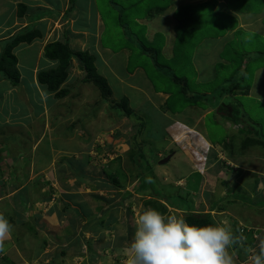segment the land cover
I'll use <instances>...</instances> for the list:
<instances>
[{
    "label": "rangeland",
    "instance_id": "1",
    "mask_svg": "<svg viewBox=\"0 0 264 264\" xmlns=\"http://www.w3.org/2000/svg\"><path fill=\"white\" fill-rule=\"evenodd\" d=\"M51 1L52 3L56 2V0ZM222 1L226 4H220L219 0H72V10L69 12L67 8L63 12L65 14L63 20L67 19L66 21H69L68 19L72 18L79 29L86 30L85 47L87 49L84 47V50H87L89 54L95 57L97 71L105 73L112 101L115 102L126 98L130 99V102L133 103L139 97L141 90H148L150 91V97L153 99V104L156 105L148 107L153 111L154 117L147 119L142 117L140 120L124 115L123 117H118V109L116 107H109V104L103 103V101H98L96 104L92 102L91 104L94 103L93 105L84 108L88 122L91 125L89 126L90 128L97 126L98 129H104L102 125L100 126V123L99 125L97 124L98 117H96L102 107L101 105L104 104L105 109H103L107 110L106 112H110L114 117L116 115L117 119L113 122L116 123L117 129L112 133L115 140L109 135L111 144L114 143L115 147L121 148L125 143L129 146L131 153L125 157L124 163L121 162V159L116 163H109L110 165L108 162L103 163L105 164L104 167L109 165L118 170V182H120L119 184L121 185L119 186L122 188H120L121 190H117L116 193L119 199L122 196L125 198V201L119 206L121 209L117 212L118 221L112 222L114 220L107 217L104 220H97L96 222L99 223L98 227L100 228L99 234L85 236V240L79 242V244L84 243L85 247L81 245L80 249L83 251L81 252V256L78 255V259H72L75 256L71 257V255H68L71 252L66 253V255L63 252V262L66 261L65 264H126L124 253L107 252L105 247L109 245L111 240L115 241L113 245L116 246L123 243L129 244L134 236H132V231L135 232V221L138 214L145 209L154 208V205L143 202L147 197H143L142 199L138 197L139 202L136 197L134 199L130 198L127 201V191H124V188L132 185L135 175L138 176L137 184L140 186H156L161 181L156 178L155 168L157 167L162 169V167L166 166V170L170 172V175H187L191 164H193L192 162L198 159L192 160V157H190L188 160L184 153L180 151V148L190 154L191 152L201 154V150H203L199 147L197 149L193 147V150L190 151L192 146L190 145L189 147L182 143L179 145L177 143L174 146H170L169 150L168 148L165 150L164 147L168 143V140L163 137L166 135L165 129L169 122L168 119L191 121L197 116L202 117L199 129L202 130V133L205 132L206 138L210 142L219 144L220 146L227 141L225 143L227 149L233 150V153L240 156L246 155V150H250L249 148L242 149V144L237 145L240 141H243L241 135L244 136L246 132H249L247 135L254 137L253 130H251L253 128L257 133L264 136V31L253 28L243 29V27L239 29L242 21H247V19L248 21H255L256 18H259L264 13V0ZM61 8V5L52 7L50 15L53 19H56L58 14L61 13ZM158 10L160 12H157ZM228 10L233 11V14L229 13ZM259 20L260 23L264 24V18L260 17ZM59 25L61 29H64L63 36L66 30L73 34L77 32L68 26L61 25V23ZM173 26L177 33V40L179 38L181 44L179 46L180 49L176 47L175 56L171 54V48L162 43L167 35L165 28L168 30L172 29ZM160 29H162L161 32H159ZM156 32H159L158 35L149 40V36ZM67 39L69 46L71 43L72 47L74 45L76 48L83 49L81 47L82 41L81 44L80 41H73L71 35H68V33ZM33 49L35 50L36 48L34 47ZM24 54V50L18 54L20 59L19 74L22 77L20 78L19 85L15 88L19 90L29 85V75L32 72L30 63H34L38 70L55 68L54 62L43 57L34 60L36 52L33 50H30L32 58L30 63ZM119 78H121V81ZM174 78L184 80L186 84L184 82L179 83ZM79 85L75 86L73 90L79 89ZM239 87L241 90H238ZM245 90H247V94L243 95L241 92ZM2 91L3 88L0 87V95L3 96V101H6L5 103L11 111L14 108V104L8 103L11 102L10 99L5 98L10 93H2ZM250 92L251 94H249ZM18 95L21 97L20 91L14 94L17 101L21 99ZM51 99L54 102L52 96ZM32 102L34 103L33 106L28 109L26 108L31 114L30 117L39 109L35 98L32 99ZM79 102L81 101L77 103ZM221 102H226V105L229 107L240 105L241 109L239 111L238 109L236 110L239 113L244 112L246 119H242L240 114L238 115V120L235 118L232 120L218 117V113H225V109L222 110V105H220ZM191 105H196L199 111L191 109ZM214 106L216 107L211 110ZM219 108H221V111ZM60 109L61 111L64 110L62 107L59 108L57 103H53L49 111L50 113H55L60 111ZM133 113L136 114L138 111L134 110ZM248 118L252 122H249ZM137 123L141 128H139ZM9 127L0 128V137L3 138L0 141V152L2 151L4 154L7 152L6 154H9L8 158L6 157L7 159L3 157L2 153L0 154V158H3V161L6 163L10 162L8 160L10 159L9 150L12 153L14 150L16 159L18 155L27 154L28 156L25 160L31 158V156L34 159H38L39 152H46L43 144H41L38 151L30 152L29 146L26 144L25 147L20 142L12 143L11 145L13 146L11 147L10 145L11 148L7 149L8 143L11 142L9 140L12 134L10 131H13L8 129ZM52 127L55 140L64 136L65 126L55 116L52 117ZM236 131L239 133L243 132L235 134ZM21 134L23 138L26 135L24 132ZM116 134H119L117 138H115ZM38 135V133L35 134V139H37ZM232 136L233 138H231ZM234 138L240 141L236 144ZM230 139H232L231 142H229ZM62 143V141L54 142L55 145ZM162 149L165 152H162ZM137 151H141L140 153L143 154L142 158L136 156L138 154ZM157 151H161V154L163 153L162 159L157 160L156 155L160 153L158 152L157 154ZM216 157H218L217 160L220 162L223 159L219 155ZM129 158L133 160V164L129 162ZM204 159L207 160L201 156L199 158L200 161L195 162L201 167L205 163ZM242 159L244 158L242 157ZM58 161H63V159H57L56 164ZM160 161H164V164L159 165ZM257 162L260 163L253 168V171L256 174L262 175V183H259L251 192L243 187L240 188L239 192L236 191L239 194L238 199H243L241 204L246 207H264V157L259 158ZM222 163L224 165L221 168H224L225 172L228 171V168L230 172L235 168L234 165L232 168L230 165H226V160L222 161ZM134 164L139 173L128 172L133 169L136 170ZM240 165L243 168L252 169L250 166H247L248 164L241 163ZM63 167L60 165V168ZM74 168L76 170V166ZM176 171L178 173H175ZM58 174L60 173L57 172ZM60 176L61 174L56 179ZM81 178L88 177L82 176ZM189 178L194 179L192 176H189ZM223 178L227 179L225 183L230 187L234 178L233 173L230 175L226 174ZM0 180H2V177H0ZM249 180L244 179L241 183H247ZM167 186L169 185L167 184ZM206 186L212 188L209 183H206ZM220 186L222 187V185ZM1 191L3 190L0 189ZM24 195L29 196V188L19 194L17 200H22ZM196 196L194 200L197 208L196 211L202 210V212H207L209 208L207 201H203L200 193L196 194ZM250 196L252 197L250 198ZM85 199L88 200L89 204L94 201L93 199L90 200V197H85ZM227 202H232V200H228ZM227 202L226 208H224L225 211L220 212L222 216L235 213L236 207H233L234 204H228ZM93 205L96 206V202ZM129 211L133 215L130 218L127 217ZM183 213V208H180V210L172 214L183 215ZM113 214L115 215L114 211ZM122 214L124 215L121 218ZM217 215L216 212L213 213V217ZM72 216L74 217V214ZM17 219L13 218L9 222L14 226V224H17ZM27 221L30 225L35 224L31 218ZM18 226L23 232L24 228L20 225ZM109 228L113 229L109 230ZM125 233L128 236H125ZM64 235L67 237V242L61 246L56 244L53 238L46 239L52 241L54 246L57 247L58 245L63 251L68 250L69 247V251H74L76 248L74 246L76 236L73 238L69 234ZM29 238L31 241H34L31 237ZM245 249L239 248L245 254V257H247L248 253ZM53 256L56 258L58 254L55 253L54 255L53 253ZM91 257H93L94 261L87 263L88 258L91 260ZM56 259L59 261V256ZM0 263L3 264V262Z\"/></svg>",
    "mask_w": 264,
    "mask_h": 264
},
{
    "label": "crops",
    "instance_id": "2",
    "mask_svg": "<svg viewBox=\"0 0 264 264\" xmlns=\"http://www.w3.org/2000/svg\"><path fill=\"white\" fill-rule=\"evenodd\" d=\"M219 2L220 4H226L223 3L222 0H219ZM53 3L54 5H52ZM53 3L51 0H0V43L27 28H34L40 33V37L34 39L30 44L21 43L12 51L16 57L19 83L22 75L19 74L20 59L18 54L24 50L25 58L29 63L32 59L30 50L36 52L34 60H38L40 57L45 58L43 55L44 45L52 41L63 40L64 29L60 28V23L65 27L68 26L70 29L77 31L73 34L66 30V33L71 35L73 41H80V44L82 41L81 47H83V49L76 48L74 45L72 47L71 43L70 46L76 50H84L85 37L87 35V32H85L86 30L79 29L72 18H69V21H66L67 19L63 20V12L68 8L69 0H56V2ZM57 5L62 6L60 10L61 13L58 14L56 19H53L50 13L52 12V7L54 8ZM174 9H176V7H174ZM157 12H160V10ZM228 12L233 14L231 10H228ZM260 17L264 18V13H262ZM259 18H256L255 21H248V19L247 21H242L239 25V29L243 27V29L253 28L264 31V24L260 23ZM165 30L167 35L162 43L171 48V54L175 56L176 47L179 48V46H181L179 38L177 40L176 30L174 26L172 29L167 30L165 28ZM161 31L162 29H160L159 32ZM158 33H152L149 36V40H151L152 37H156ZM60 36L61 38H59ZM94 44L96 45L95 42ZM34 47L36 48L35 50L33 49ZM85 48L87 49V47ZM182 53L184 56V51ZM51 62H54L56 66L55 61ZM96 64L97 63H95V66ZM30 65L32 72L29 75L28 87L19 90L11 86L8 81L0 80V87L3 88L2 93H10V95L5 98L10 99L11 102L8 103L14 104V108L10 111L8 105L5 103L6 101H3V96L0 95V128L10 126L8 129L13 130L10 131L12 133L10 135L11 137H9L11 142L8 143L7 149L13 146L11 145L12 143L20 142L21 145L25 147L27 144L30 152L38 151L41 144H43L46 152H39L38 159H34L31 156V158L25 160L28 156L27 154L18 155L16 159L14 150L13 153L9 150V163H6L3 161V158H0V177H2V180H0V189L3 190L0 192V213L5 215L9 221H12L13 218H18L16 221L17 224L13 226L12 238L6 241V251L0 253V262H3V264L7 262L13 264H65L66 261L63 262V252L65 255L71 252V254L68 255H71V257L75 256L72 259H78V255L81 256V252L83 251L80 249L81 245L85 247L84 243L79 244V242L85 240V236L99 234L100 228L98 227L99 223L96 222L97 220H104L107 217L108 219L114 220L112 222L118 221L117 212L121 209L119 206L125 201V198L122 196L119 199L116 193L117 190H121L120 188L122 187L119 186L121 184L115 187L109 180L111 177L118 181L119 177V175H117L118 170L109 166V163H116L120 159L121 162L124 163L125 157L131 153V150L125 143L121 148L118 146L115 147L114 143L111 144L109 135L113 138L112 133L117 129L116 123L113 122L117 119V116L115 115L114 117L110 112H106L107 110H104V104L101 105L102 107L96 116L98 117L97 124L99 125L100 123V126L102 125L104 129H98L97 126L93 128L89 127L91 125L88 122V117H86L84 108L90 107V105L96 104L98 101L102 102V100L98 90L92 84L81 82L84 78V72L81 71V67L76 60L73 59L71 61L68 76L61 86L68 90V94L59 99L54 98V93L48 92L44 86L37 83V73L45 70L36 69L34 63H30ZM97 73L106 80L105 73L101 71H97ZM119 79L121 81V78ZM73 84H75L74 87ZM78 85L79 89L73 90V88ZM18 91L21 93V97L18 95L19 98H21L19 101L14 97V94L18 93ZM242 94L245 95V93ZM249 94H251V92ZM51 96L54 98V102H52ZM34 98L37 100V107L39 106V109L30 117L31 114L27 109L33 106L34 103L32 99ZM126 100L128 109L131 111L128 117H132L133 119L137 118L138 120L142 117L146 119L154 117L153 111L148 108L149 106H156L152 102L153 99L150 97V91L141 90L139 97H137L133 103L130 102V99ZM78 101L81 102L77 103ZM92 102L94 103L91 104ZM53 103H57L58 107H62L64 110L61 111L60 109L58 112L50 113L49 109L52 108ZM220 105H222V107H227L226 102H221ZM215 107L216 106L211 108V110ZM190 108L197 110V112L199 111L197 106L191 105ZM77 110H79V112H77ZM134 110H137L138 113L134 114ZM217 115L224 119H230L227 113H218ZM53 116L57 117L61 121V124L65 126L64 136L58 140H55L53 135ZM201 119L202 117L199 116L192 119L193 121L168 119L169 122L165 129L166 135L163 137L164 139L167 138L168 143H166L164 149L166 150L168 148L169 150L170 146H174L177 143L178 145L182 143L189 147L191 145L190 151L193 150V147L195 149L199 147L203 149L201 150V154H196L195 152H191V154L189 152L186 153V151L181 148L180 151L184 153L187 159L192 157V160L197 158V161H200L199 158L202 156L207 160L204 159L205 163H203L201 167L197 165L196 160V162L194 161L195 163L192 162L193 164L189 161L191 166L187 175H170V172L166 170V166L162 167L163 170L158 167L155 168V174L157 176L159 175L158 177L156 176V178L162 181L157 183L156 188L161 190L163 194L180 197L190 203L191 212L195 213L202 212V210L196 211L197 208L194 201L195 197H197L196 194L198 195L200 193L203 201H207L208 204L212 201L218 202L221 200L217 203L218 206H225L228 200H232L233 202L232 197L236 196L233 205V207H236L234 214L222 216L220 215L221 211H219L218 213L216 212L218 215L213 218L220 224L227 221V226H230L232 232L237 228L246 229L245 232H249V230H254L256 232L251 242H248L247 236L240 237L239 234L236 235L238 238H241V243L236 249L240 258V264H247L248 256L245 257V254H243L239 248L247 249L249 247H256L258 241L264 239V207L256 208L255 206L253 208L252 206L246 207L242 205L241 201L243 199H238L239 194H237L236 191L239 192L241 190L240 188L243 187L251 192L259 183H262V175L254 173L253 168L260 163L257 162V160L259 161V158L261 159L264 157V151L255 147H248L250 150H246V155L240 156L235 153L230 154L229 150L231 149H227L225 144L227 141L220 146L219 144L210 142L206 138L205 132H201L202 130L199 129ZM248 121L252 122L251 119H248ZM139 128H141L140 125ZM22 132L26 134L24 138L22 137ZM36 133L39 134L37 139H35ZM240 133L236 131L235 134ZM137 134L139 135V133ZM118 135L119 134H116L115 138H117ZM241 137H243V135H241ZM231 138H233V136ZM2 139L3 138L0 137V141ZM113 140L115 139L113 138ZM231 140L232 139H230L229 142H231ZM55 141H62L63 143L55 145ZM239 141V139L234 138L236 144ZM239 143L237 145H239ZM164 149H162V152H165ZM137 152L140 155L137 154L136 156L142 158L143 154L140 153L141 151ZM158 152L160 153L158 154ZM1 153L4 158L9 156V154H6L7 152L4 154L1 151L0 154ZM157 154V160L163 158V153L161 154V151H157ZM217 155L223 158L222 161L226 160V165H230L231 168L234 165L235 168H233V171L230 172L228 168V171L225 172L224 168H221L222 161L220 162L217 160ZM230 155L232 157H229ZM242 157L244 159H242ZM57 159H63V161H58L56 164ZM105 162L109 164L106 167H104L105 164H103ZM129 162L131 163L132 160L130 159ZM241 163L245 165L248 164L247 166H250L252 169H247V167L243 168V166L240 165ZM131 164H133V162ZM161 164H164V161H160L159 165ZM60 165L64 167L60 168ZM74 166H76V170ZM106 170L109 172L108 177L104 174ZM177 171L175 173H178ZM57 172L61 174L58 179H56V177L60 174L57 175ZM128 172L139 173L137 167L136 170L133 169ZM231 173H233L234 178L232 185L229 187V185L225 183L227 179L223 177ZM82 176L88 178H81ZM189 176L194 177V179H190ZM244 179L250 180L243 184L241 181ZM6 181H8V183H6ZM166 181L167 183H165ZM137 183L138 177L135 175L132 185L124 188V191H127V201H129L130 198L134 199V197H136L139 202V198L142 199L143 197H147L143 201L146 204V202H149V199H151V186H147L146 191H139L141 186ZM206 183H209L212 188L206 186ZM167 184L169 186H167ZM220 185H222V187ZM28 188L29 196L24 195L23 199L18 201L19 194ZM257 193L260 194L259 192ZM85 197H90V200L93 199L94 201L89 204ZM251 197L252 196H250V198ZM156 201L159 202L158 200ZM95 202L96 206L93 205ZM224 208H226V206ZM179 209L180 208L177 207L174 209L168 208V213L172 214ZM73 214L74 217L72 216ZM123 215L124 214H122L121 218ZM132 216L133 215L130 214L129 211L127 217L130 218ZM30 218L35 222L34 225L28 223L27 220H30ZM18 225L24 228L23 232L19 229ZM111 229L113 228H109V230ZM45 231L46 233H44ZM133 232L134 231H132V236L134 235ZM64 234H69L73 238L76 236L74 241V246L76 248L74 251H69L70 247L68 250L64 251L60 249L59 246L67 242V237ZM124 235L128 236L127 233ZM107 236L110 237L109 234H107ZM111 236L113 237V235ZM29 237L34 239V241H31ZM46 238H53L55 243L59 246H54L53 242ZM25 239L27 240L25 241ZM113 242L115 241L111 240L109 245L105 247L106 251L124 253V249L128 246V243L116 246L113 245ZM53 253L54 255L55 253L58 254L59 261L56 259L58 256L55 258ZM91 258V260L88 258L87 263L94 261L93 257Z\"/></svg>",
    "mask_w": 264,
    "mask_h": 264
},
{
    "label": "clouds",
    "instance_id": "3",
    "mask_svg": "<svg viewBox=\"0 0 264 264\" xmlns=\"http://www.w3.org/2000/svg\"><path fill=\"white\" fill-rule=\"evenodd\" d=\"M223 224L192 225L182 214L148 208L138 214L132 240L124 249L126 264H240L241 238ZM13 224L0 213V253L12 238ZM247 264H264V239L245 249Z\"/></svg>",
    "mask_w": 264,
    "mask_h": 264
},
{
    "label": "trees",
    "instance_id": "4",
    "mask_svg": "<svg viewBox=\"0 0 264 264\" xmlns=\"http://www.w3.org/2000/svg\"><path fill=\"white\" fill-rule=\"evenodd\" d=\"M69 5L71 6L68 7L67 11L70 12L73 6L72 0H69ZM63 16L65 17V14ZM64 36L65 37L62 41L56 40L44 45V57L50 61H55L56 66L53 69L39 71L36 75L37 83L44 86L48 92L54 93L53 96L56 99L65 97L68 94V90L61 86L68 76L71 61L74 59L79 63L81 71L84 72V78L81 82L92 84L98 90L103 102H107L109 104V107H116L118 109V117H123V115L128 117L131 114V111L130 109H128L127 100L125 98H122L115 102L112 101L111 91L107 84V81L97 73L94 60L95 57L92 54H89L87 50H76L70 47L68 44L67 33H65ZM39 37L40 33L36 29L27 28L0 43V80L8 81L13 87L18 86L19 75L16 69V57L14 56L12 51L17 45L21 43L30 44L34 39ZM174 80H177L180 83L184 82V84H186L184 80L182 81L176 78H174ZM242 93H245L246 95L247 90L242 91ZM224 109V112L227 113L232 120H234L233 118L237 119L239 114L241 115L242 119H246V114H244V112H238L239 109H241L240 105H233L231 107L223 106L222 110ZM236 109H238V111ZM219 110L221 111V108H219ZM251 130H253L252 133L255 136H249L247 135L249 134V132H246L243 136V141H240L239 143L242 144V149L255 147L264 151V136L257 133V131L253 128H251ZM229 153L233 154V151L229 150ZM229 157L232 156L230 155ZM223 163L221 162L222 165ZM104 174L106 175V177H108L109 172H107L106 170V172L104 171ZM109 180L115 187L119 185V182L115 178L110 177ZM146 189L147 185L141 186V189L139 191H146ZM150 195L151 199H149V202H146V204H153V209L159 210L162 213L169 214L168 208H183V216L186 222L197 226L205 224H216L217 222L213 218V213L223 211L225 207L223 205L218 206L217 203L221 200H219L218 202L212 201L208 204L209 208L207 212L195 213L191 212V206L189 205L190 203L186 202L180 197H173L163 194V192L157 189L156 186L150 187ZM232 198L233 202H227L228 204L235 203L236 196H233ZM152 199H156L159 202ZM212 211L214 212L212 213ZM245 231L246 229L237 228L233 231V234L235 236L239 234L240 237L247 236L248 242H251L254 239L256 232L254 230H249V232ZM6 264L13 263L7 262Z\"/></svg>",
    "mask_w": 264,
    "mask_h": 264
}]
</instances>
